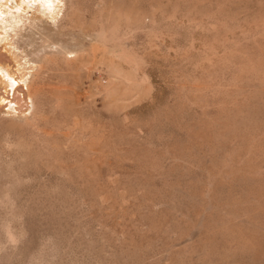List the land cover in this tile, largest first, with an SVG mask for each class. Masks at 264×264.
I'll list each match as a JSON object with an SVG mask.
<instances>
[{
    "label": "rangeland",
    "instance_id": "rangeland-1",
    "mask_svg": "<svg viewBox=\"0 0 264 264\" xmlns=\"http://www.w3.org/2000/svg\"><path fill=\"white\" fill-rule=\"evenodd\" d=\"M0 264H264V0H0Z\"/></svg>",
    "mask_w": 264,
    "mask_h": 264
},
{
    "label": "bare ground",
    "instance_id": "bare-ground-1",
    "mask_svg": "<svg viewBox=\"0 0 264 264\" xmlns=\"http://www.w3.org/2000/svg\"><path fill=\"white\" fill-rule=\"evenodd\" d=\"M13 84V83H12ZM13 87H16V85H13Z\"/></svg>",
    "mask_w": 264,
    "mask_h": 264
}]
</instances>
